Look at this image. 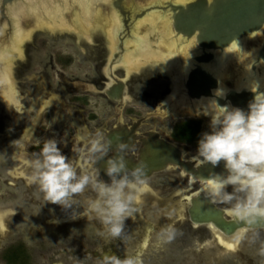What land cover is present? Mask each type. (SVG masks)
<instances>
[{
    "label": "rangeland",
    "instance_id": "374dc122",
    "mask_svg": "<svg viewBox=\"0 0 264 264\" xmlns=\"http://www.w3.org/2000/svg\"><path fill=\"white\" fill-rule=\"evenodd\" d=\"M151 1L137 0V4L138 6H146ZM96 19L93 21H96ZM16 22L23 35V29L19 26L20 19L16 18ZM27 26L29 27L28 35H30V38L27 39L28 41L26 43L30 42L31 45L25 47L23 45L24 48L22 47L21 49L22 52L27 49V55L31 57L29 60L31 61V66L29 67L27 75V78H29L27 79L28 81L20 78L17 72L20 66L19 56L14 55L8 60L4 56L5 51L4 53L0 51V60L5 61L4 72H6V75L8 74L5 83L0 79V222L4 224V228L0 229V264H7L5 261L7 252L20 251V246L24 247L29 264L58 263L63 260V255L68 256V253L71 256H75V258L78 257L83 264H93L90 261L97 263L103 254V239L97 235V231L102 229L100 222L94 216L89 218L83 217L79 221V218L72 219L70 214L71 210L65 212L58 205H55L56 209H54L52 204H46L43 193L39 191L36 185L32 184L31 187L27 188L23 184V180L14 179L10 175V173L20 170L23 172L26 171L28 176L31 173V169L26 168L24 163L19 162L14 157L15 154L22 151L32 155L34 159L36 154L40 152L43 142L46 139H50L48 130L52 128L55 122L67 118L66 113L60 112V102H69L72 100L66 84H75L76 87H83L84 85L87 88L97 85L95 83L98 79V70L95 66L96 62L94 63L88 60L89 58L86 59L89 57L91 51H95V48L79 45L69 35L52 37L48 33H40L36 29H31L29 24ZM158 27L160 26L158 25ZM148 32L140 35L141 38H148ZM18 40L15 36L12 46L6 49L9 54H12L14 50V53L19 54V45L23 43L24 39H21L20 42ZM259 43L245 46L244 61L248 64L249 56L253 57V52L257 49ZM106 47L108 48V45ZM0 48L2 47L0 46ZM145 54L150 55L151 53L146 49ZM192 56H194L193 52L187 49L182 57H179V65L177 67L183 68L186 62L192 61ZM23 59L24 62L28 63L29 58ZM137 60L133 61L134 65H132V70L139 65L136 62ZM127 63L129 64V61ZM207 66H210L213 71L211 65ZM179 68H173L176 72H172L171 75L164 73L162 70L164 69L163 65L156 69L144 68L139 72V76L128 78L124 76L122 71H116V75L128 80L129 86L136 87L142 94L146 91L151 94V98L148 100L149 102L138 105L139 108L134 106L135 110L126 112L125 109L127 107L122 106L121 117L128 119L133 116L141 117L150 113L152 115L149 117V126L167 137H172L171 135L174 129L183 121L190 119H196L202 123V134L209 132L211 114L207 113L205 109H194L189 103H186L187 108H185L178 103V105H181H177L180 111L172 113L173 108L167 104V101L174 94L173 79L175 82V78H178L177 71ZM182 68H180V72L183 73ZM149 70L154 71V80L150 81L146 86L139 80ZM245 71L246 68H240L237 61L233 60L226 71L222 91L225 92L235 88L236 85L238 86V82ZM249 71L256 73L251 67ZM215 74L221 78L220 69L219 73L215 72ZM257 74L259 79L263 78L262 74ZM33 75H38L39 77L38 90H47V92L52 94L53 101L52 105L49 106L53 110L46 109V104L41 108L40 103H36L34 98L29 96L36 88L32 77ZM8 79H11V87L13 90L9 94L6 90ZM134 80L137 82L135 85L133 83ZM24 81L26 83L23 88L22 83ZM176 84L179 87L180 84ZM95 87L98 88L97 86ZM20 90L24 93L19 95L18 92ZM174 97L175 94L172 98ZM89 100L90 104L85 108L86 117H88L89 113H96L98 115L90 119L92 130H94V125H100L105 120H108L109 124L114 122L116 119L115 108L107 100L95 93L89 94ZM182 101H184V98ZM182 109H187V111H182ZM94 119L95 121H92ZM68 138L70 141H68ZM52 139L57 140L61 151L67 150L70 154L73 152L74 158L71 162L76 165L77 157H79V149L83 147V144L77 140L76 131L69 129L63 139H59V136H54ZM199 140L182 145L186 159L196 157ZM79 165L83 167L85 163ZM165 180L171 182L170 188L164 190L158 187L160 186L159 182H154L150 186L152 192L150 194L147 193L144 198L140 199L139 205L142 204L140 206L142 208L141 217L152 221L156 226V223L161 217L163 218L166 216V212H169L171 218L175 219L171 221V225L176 229L181 228L182 231V227L180 226L185 221L179 223L177 221L178 218L174 217L173 212L178 213L180 211L181 205L180 207L178 205L181 199H183L182 193L190 191L191 188L187 183L181 181L173 183L174 180L172 177ZM25 184L28 186L29 182L27 181ZM32 186H35V188ZM25 189L28 190L27 194L33 190L35 198L42 199L43 202L40 207L31 203L29 200L23 201ZM206 189L207 187L202 188L204 193ZM227 190L231 192L230 187ZM87 191H89L87 200L95 197V193L90 189ZM196 191L197 188L192 193ZM152 193L156 197H152ZM184 195H187V193ZM169 205L170 210L169 208L166 209V206ZM221 206L227 208L226 205ZM86 207L87 203L84 204L78 201L79 211H83ZM13 212H15V215ZM7 214L8 217L6 216ZM54 220L59 222L53 223L52 221ZM151 227L152 225H150L149 229H152ZM134 228L135 226L130 225L128 222L125 231L129 232ZM181 235L178 234L171 243H167L160 238V234H156L153 238L154 246L149 248L148 251L141 253V245L139 244L136 248L123 247L117 254L123 258L139 254L143 264H264V257L258 255L260 243L258 242L253 245L249 244L247 240L237 243V237L241 233L231 241H225L224 237L221 240L220 236L222 235L218 233V241L224 247H220L215 242L214 237H211L204 230L202 232L192 233L187 231V237H185L187 241H184V237H181ZM260 239L264 241V232H261ZM109 241V239H106V243L109 244ZM231 244L233 246L232 251L226 247V245ZM81 254L89 261L86 262ZM67 260L69 258L65 261Z\"/></svg>",
    "mask_w": 264,
    "mask_h": 264
},
{
    "label": "flooded vegetation",
    "instance_id": "af4514ba",
    "mask_svg": "<svg viewBox=\"0 0 264 264\" xmlns=\"http://www.w3.org/2000/svg\"><path fill=\"white\" fill-rule=\"evenodd\" d=\"M32 1L33 0H28L26 7H30ZM58 1L61 0H55V2ZM192 1L193 0H152L146 6H138L137 0H106V2L105 0H94L86 3V9H91L90 19L92 20L86 23H84L86 15L82 7V4L72 3V1H68L69 3L68 8L63 11L62 13L63 17L58 22L50 20L48 18L47 19L43 18L37 21L32 14L22 15L21 11L15 14L14 13L15 8L13 7L6 8L4 12L0 8V22H1L0 46L2 47L0 48V51H2L3 53L5 51L4 56L5 58H8V60L14 55L19 56L20 66L17 72L20 78H22L25 81H28L27 79L29 78H27V75L29 72V67L31 66V61H29L31 57L27 55L28 54L27 49L26 51L23 52L21 49L23 45L24 47L27 45L28 46L31 45L30 42L26 43L28 41L27 39L30 38V35H28L29 27L27 26V24L30 25L31 29L33 28L38 30L37 32L48 33V35H51L52 37L69 35L73 37V39H75V41H77L79 45L95 48V51H91L89 57H87L86 59L89 58L88 60H91L94 63L96 62L95 66L98 70V79L97 81H95V83L97 84L95 86H97L99 89L96 88L94 85L91 86L90 88L89 87L87 88L84 85L83 87L81 86L76 87L75 84L67 83L66 85L69 90V94H71L72 100H70L69 102H63V101L60 102V112L66 113L67 118L61 119L53 124L52 128L48 130L49 138H52L54 136L57 137L59 136V139H63L64 136L67 135L69 129H73V131L74 130L76 131L77 140L84 146L85 144L88 143L90 138L94 136L97 129L102 130L104 134L107 137H109V139L114 133L124 132L129 137H131V140H129L127 143H129L132 149H134V153L130 152L129 156L127 157L135 158L136 160H138L143 150V146H144L143 141L149 140L148 138L149 134H153V136H155L154 134L156 135L158 134L157 136H159L161 141L174 145L184 153L182 145L186 143H193L196 140L201 139L202 123L200 121H197L196 119L183 121L174 129L171 135L172 137H167L162 135L159 131L155 130L153 127L149 126L148 124L149 117L152 115L150 113L149 114L147 113L145 116H141V117L133 116L128 119H123L121 117L122 106L127 107L125 109L126 112L133 109L135 110V107L139 108L138 105H143L145 103L147 104L149 102L148 100L151 98V94L148 91L142 94V92L138 91L136 87L131 85L129 86L128 80H126L125 78H120L118 75H116V71L118 70L122 71L124 76L128 78V77L139 76V72H141L144 68L156 69L159 66L163 65L164 69L162 70L164 71V73L171 75L172 72L174 73L176 72L173 68L175 67L179 68L177 67L179 65V57H182L183 53L187 49H190L193 52L194 56H192V58L195 57V62H196L197 56L200 57L202 55L201 54L197 55L198 51L196 47L195 46L193 47L189 43L187 44L185 40L188 39L176 32L174 28V22L172 20L171 7L169 6V4L179 5L182 3L186 4ZM24 2L25 0H21L19 4L20 5L24 4ZM18 16H21L19 26L23 29V33H24L23 35L21 34L16 22V18H18ZM94 19H96V21H93ZM158 25L160 27H158ZM11 26L13 29L11 28ZM144 26H146L147 28ZM147 31H149L148 32L149 37L141 38L140 35L147 33ZM175 35H177V37L181 36L182 38H176ZM15 36L17 40L19 39L18 40L19 42L21 39H24V41L22 44L19 45V50H20V51L18 50L19 54L14 53L15 52L14 49H13L14 52L12 51V54H9L6 49L12 46ZM262 39H264V33L259 38L260 44ZM182 41L183 42L185 41V43H183ZM243 41H244V50H245V46L248 45V41L246 40ZM107 45L108 48L106 47ZM146 49L152 55L145 54ZM23 58H29L28 63L24 62ZM135 60H137L136 62L139 63V65L132 70L131 69L132 65H134L133 61ZM214 60H215V56H214ZM214 60L209 65L215 64ZM233 60L236 61L232 54H230L228 57L225 58L224 60L225 64L220 68L221 78L217 74L212 72L210 66H205V68L212 75L214 74L213 75L214 77H216L218 80L220 79L221 92H223L222 88H223L224 77H226V71L228 70L229 64H231ZM128 61L129 64L127 63ZM192 63L193 60L191 62H186L183 68L180 67L182 68L183 73L180 72V68H179V70L177 71L178 78H175V82L173 79V84H174L173 92L175 94V97L172 98L174 96L173 94V96H171L170 99L167 101V104L169 106L171 105V107L173 108V110L171 111L172 113L180 111L178 110L179 109L178 106L182 105L185 108H187L186 102L184 101L181 102V100L185 97V96L183 97V95H185L186 93L185 77H187L188 73H190L189 69L192 66ZM196 64L198 63L196 62ZM4 70H5V61L0 60V72H1L0 79H2L3 82L5 83L6 76L8 74L6 75V72H4ZM153 73H154L153 70H149V72L144 74L143 78L141 77L139 81H142L141 83L147 86L150 83V81L154 80ZM257 73L259 72L257 71L256 73L253 74L252 72L248 71L245 78L252 79V81L243 80V86H262L261 89L259 90V93H264L263 78L259 79ZM259 74L261 75V73ZM32 77L34 79L33 81L35 83L36 88L33 93L29 94V96L34 98V101L36 103L38 104L40 103L41 108L44 106V104H46L47 105L46 109L48 108L53 110V108L49 106L52 105V101H53L52 94L47 92V90L39 91L38 90L39 77L38 75L37 76L33 75ZM25 81L22 83L23 88L25 87L24 86L26 83ZM121 82L125 83V91L123 97L124 100H120V101L111 100L107 95L108 92L118 88ZM133 83L135 85V83L137 82H135L134 80ZM176 83L180 84L179 87H177ZM176 87L177 89L175 91ZM238 87L241 88L240 81L238 82ZM18 93L20 95L21 93L24 92L20 90V92ZM90 93L98 94L99 96L107 100V102L110 103L115 108L116 119L114 120L113 123L109 124L108 120H105L100 125H96V126L94 125L93 128L94 130L91 129L90 119L98 115L96 113H89L88 117H86L85 115V108L87 105L90 104V100H89ZM178 103L181 105H178ZM188 103L192 106V108L194 109L203 108L206 110L207 113L210 114L216 109V105L214 101L209 102L210 103L209 106H208V101L203 103L200 101L194 102L193 100H190V102ZM182 111H187V109L186 110L182 109ZM92 121H95V119ZM186 125H193L195 127L194 131H196L197 133L193 139H190V136L193 135H187L185 128ZM68 141H70L69 138ZM62 153L66 155L71 161L73 160L74 158L73 152H71L70 154L67 150H63ZM113 154L114 152L110 153V155ZM14 157L17 158L19 162L24 163L26 168L31 169L30 161L33 159L32 155L21 151L16 153ZM81 163H85V165L82 167L81 165H79ZM76 165L78 166L79 169H83V170H90L93 166L89 162L87 157H81L80 154L79 157H77ZM96 167L101 170L100 171L101 179L104 180L105 182H108L103 174L104 165L98 162L96 164ZM19 171L12 172L10 173V175L14 179L23 180L24 181L23 184L27 188L31 187L32 184L29 183L28 186L27 184H25L28 181L26 171L24 172L23 171L19 172ZM171 177L174 180L173 183H177L180 181L183 183H187V185L191 188L192 191L195 190V188H197V191L193 193L191 190L188 192H183L182 193L183 199H181L178 205V207H180L181 205L180 211L178 213L173 212L174 217L178 218L177 221L179 223H183L185 221L184 224L180 226L182 227L183 232L181 231V228L177 229L178 231H180V234H182L181 237H184V241H187L185 239V237H187V231L192 233V232H202L204 230L205 232L209 233L211 237H214L215 242L220 247H224L218 241V233H219L218 229L212 228L211 225H205V226L197 225L191 220L190 215L188 213L187 197L193 196L195 194L198 196L205 195L202 188L206 186H204V184L200 182H195L192 184V178L190 176L185 175L183 169H177L176 167L169 168L166 171L155 173L152 176H150L148 178V186L145 189L144 193L141 195V198H144L147 195V193L150 194L152 192L150 186H152L154 182L157 183L159 182L160 186L158 187L163 188L164 190L170 188L171 182L165 179L167 178L169 179ZM32 187L35 188V186ZM27 191L28 190L24 191L23 193V201L29 200L31 201V203L40 207L43 202L42 199H36L35 194L33 195V190H31L29 194H27ZM88 193L89 191L86 190L82 196H77L75 199L85 204L87 203ZM185 193H187V195H184ZM152 197H156V196H154V194L152 193ZM141 205H139V207ZM214 205L220 209L226 210V208L222 207L219 204H214ZM53 207L54 209H56L55 205H53ZM169 207L170 205L166 206V209ZM140 209L142 211L141 207ZM141 211L136 215L134 220L129 219L128 221H126V225L129 222L130 225L135 226L134 229H131V231H129L130 233L128 231L127 232L125 231L128 237L127 239L123 241L110 240L108 244L106 243V239L101 237L103 239L102 240L103 254L100 256V258H102L105 254H114L122 259L123 257H120L117 254L120 249H122L123 247L136 248L139 244L141 245L140 247L141 253L144 251H148L149 248L154 246V240H153L154 235L160 234V229L162 227L171 225V221L175 220L171 218V214L169 212H166L167 213L166 216H164L163 218L161 217V219L156 223L157 225L155 226L154 223H152V221L146 220L141 217ZM6 216L8 217V214ZM82 218L83 217L79 218L78 221L82 220ZM226 218L228 220L232 219L230 214H227ZM150 225H152L151 227L152 229H149ZM101 230H103V228ZM261 232H264V230H261ZM223 237L224 236H220L221 240L223 239ZM235 237L236 236L230 238H225V237L224 238L225 241H231ZM19 250L20 251L7 252V256L5 260L7 264H29L27 261V255L24 247L20 246ZM68 254H69L68 256L63 255L62 261L54 264H83V262H81L78 257L75 258V256H71L70 253ZM81 256L86 262L89 261L85 258L84 255L81 254ZM68 258L69 260L65 261ZM90 262H92L93 264H97L94 263L93 261Z\"/></svg>",
    "mask_w": 264,
    "mask_h": 264
},
{
    "label": "clouds",
    "instance_id": "9594fccd",
    "mask_svg": "<svg viewBox=\"0 0 264 264\" xmlns=\"http://www.w3.org/2000/svg\"><path fill=\"white\" fill-rule=\"evenodd\" d=\"M195 2V0H193ZM214 0H207L209 7ZM215 102V101H214ZM211 113L210 131L198 141L196 158L212 168L223 163L226 174L212 173L213 179L205 196L213 204L226 205L241 235L237 243H260L258 255L264 257V93H256L247 111L219 106ZM113 140L97 129L87 144L79 149L81 157H87L93 165L90 170L79 169L62 153L56 139H46L40 152L30 161V184L43 193L46 204L58 205L71 210V218L95 217L102 225L97 235L109 240L127 239L126 221L134 220L141 211V195L148 186V165L140 160L129 169L126 157L134 149L122 142V136ZM104 161V173L110 182L101 179L96 164ZM231 188V192L227 189ZM95 193L87 200V207L79 211L77 196L86 190ZM15 215V212H13ZM58 223L59 221H52ZM240 225H243L240 227ZM4 224L0 222V229ZM179 231L168 225L160 229V238L171 243ZM97 264H143L141 256L130 255L121 259L105 254Z\"/></svg>",
    "mask_w": 264,
    "mask_h": 264
},
{
    "label": "water",
    "instance_id": "95a60500",
    "mask_svg": "<svg viewBox=\"0 0 264 264\" xmlns=\"http://www.w3.org/2000/svg\"><path fill=\"white\" fill-rule=\"evenodd\" d=\"M21 0H0V8L4 10L13 7L14 13L22 12V15L32 14L37 21L41 19H50L59 21L63 17V11L68 8V1L72 3H81L86 18L91 21V9H86V3L94 0H33L30 7H26L28 0L24 4H19ZM106 2V0H105ZM172 12L174 28L178 34L185 38H195L202 51L197 55L196 68L185 77L186 93L184 102L190 100L201 101L203 103L208 99H213L219 106L230 105L247 111L248 104L253 100L254 95L259 92L262 86H243V80H252L245 78L251 65L253 69L263 72L264 83V39L259 43L257 49L253 52V57L249 56V64L244 61V39H253L248 41L249 45L259 42V38L264 33V0H214L211 7L207 0H195V2L182 3L179 5L169 4ZM18 8V9H17ZM14 14V15H15ZM228 49L224 54L219 53ZM219 51V52H216ZM215 54L216 59H225L232 54L240 68H246L240 81V87L237 85L231 90L221 92L219 80L208 73L201 64L211 63ZM256 64L260 65L257 69ZM218 94L214 92L217 91ZM125 83L110 92L108 97L114 101L124 100ZM224 96V97H223ZM122 136V142L127 143L131 140L124 132H118ZM114 133L110 139L113 140V152L115 147ZM149 134V140L143 141V150L138 160L126 157L127 166L133 168L136 163L143 160L148 165V178L155 173L163 172L169 168L176 167L183 169L185 175L190 176L195 182L206 184L213 179L212 173L226 174L223 163L219 167L212 168L210 165H204L201 160L194 157L186 159L185 154L172 144L161 141L156 134ZM104 165V161H100ZM108 182L109 178L103 172ZM197 196L187 201L188 213L191 220L197 225H213L225 238L233 237L239 230L233 220L226 218V210L216 207L206 197ZM229 214V213H228ZM243 225H240L242 227ZM261 230H264L262 228Z\"/></svg>",
    "mask_w": 264,
    "mask_h": 264
},
{
    "label": "bare ground",
    "instance_id": "6f19581e",
    "mask_svg": "<svg viewBox=\"0 0 264 264\" xmlns=\"http://www.w3.org/2000/svg\"><path fill=\"white\" fill-rule=\"evenodd\" d=\"M123 4V3H122ZM149 9V8H148ZM143 10H145V9H143ZM147 10V9H146ZM152 11V10H151ZM159 11V10H158ZM148 12V11H147ZM146 14V13H145ZM145 16V15H144ZM143 16V17H144ZM20 17L21 16H18V18L20 19ZM142 17V18H143ZM141 18V17H140ZM90 20H88L87 18H85V23L86 22H89ZM92 21V20H91ZM11 22V21H10ZM1 23V22H0ZM173 24V23H172ZM11 25V24H10ZM10 28V27H9ZM11 28H12V26H11ZM13 29V28H12ZM11 31V30H10ZM175 37L176 38H182L181 36H179V37H177V35H175ZM254 38V37H253ZM252 38V39H253ZM251 39V40H252ZM244 40H246V41H251L250 39H244ZM186 42H187V44L189 43V44H191L193 47L195 46L196 47V49H197V51H202L201 50V48L199 47V45L197 44V42H196V39L195 38H192V39H189V40H185ZM185 41L183 42V43H185ZM180 42V41H179ZM181 42V43H182ZM248 44H249V42H248ZM180 45V44H179ZM181 46V45H180ZM121 48V47H120ZM230 48V47H229ZM228 49V48H227ZM227 51V50H226ZM226 51H222V54H224ZM216 52H219V51H216ZM214 55V54H213ZM215 56V55H214ZM197 58H198V56H197ZM192 60H193V63H192V66L190 67V69H189V72H191L193 69H195L196 68V62H195V57H193L192 58ZM213 60H214V57H213ZM214 62H215V64H211V67H213V73H219V69H220V66L221 65H223L224 64V59H216V60H214ZM213 62V63H214ZM210 63H207V64H201V66L208 72V73H210L206 68H205V66H207V65H209ZM1 66H2V64H1ZM253 66H255V65H251V69L253 70V71H255V72H259L260 73V71L259 70H256V68L255 69H253ZM256 66H257V69H259V67H260V65H258V64H256ZM189 74V73H188ZM211 74V73H210ZM254 74V73H253ZM261 74H263V72L261 73ZM212 75V74H211ZM214 75V74H213ZM188 76V75H187ZM252 81V80H251ZM219 82H220V79H219ZM11 79H8L7 80V87H6V90H7V92H8V94L9 93H11L13 90H12V87H11ZM5 85V86H6ZM13 85V84H12ZM220 86H221V83H220ZM219 90L220 89H218L217 91H215L214 93L215 94H218V92H219ZM186 91V90H185ZM223 93V92H222ZM224 97V96H223ZM196 101V100H195ZM203 101V99L200 101V102H202ZM206 101H208V103L209 102H212V101H215V100H213V99H207ZM215 103V102H214ZM230 106V105H229ZM193 183H195V181L194 180H192V184ZM204 186H206L207 188H208V186H209V182H207L206 184H204ZM198 195H193V196H190L189 198H187L188 200H191L193 197H197ZM204 197H206V196H204ZM229 212H227V214H228ZM211 226H212V228H215L212 224H211ZM216 229V228H215ZM220 233V232H219ZM238 234H240V231L238 230L237 231V233L234 235V236H237ZM220 235H221V233H220ZM223 236V235H222Z\"/></svg>",
    "mask_w": 264,
    "mask_h": 264
},
{
    "label": "trees",
    "instance_id": "16d2710c",
    "mask_svg": "<svg viewBox=\"0 0 264 264\" xmlns=\"http://www.w3.org/2000/svg\"><path fill=\"white\" fill-rule=\"evenodd\" d=\"M186 133L187 135H193V136H190V139H193L196 135V131L195 130V127L193 125H186Z\"/></svg>",
    "mask_w": 264,
    "mask_h": 264
},
{
    "label": "snow or ice",
    "instance_id": "6c2138e0",
    "mask_svg": "<svg viewBox=\"0 0 264 264\" xmlns=\"http://www.w3.org/2000/svg\"><path fill=\"white\" fill-rule=\"evenodd\" d=\"M227 248H229V250H232V246L231 245H226Z\"/></svg>",
    "mask_w": 264,
    "mask_h": 264
}]
</instances>
